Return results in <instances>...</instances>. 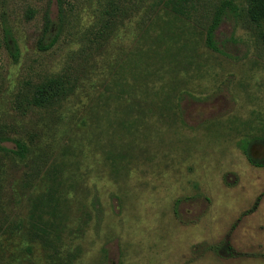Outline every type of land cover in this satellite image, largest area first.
<instances>
[{
    "label": "rangeland",
    "instance_id": "obj_1",
    "mask_svg": "<svg viewBox=\"0 0 264 264\" xmlns=\"http://www.w3.org/2000/svg\"><path fill=\"white\" fill-rule=\"evenodd\" d=\"M245 5L0 0V138L28 147L0 153V264H264V168L238 146L264 136V27ZM53 79L67 96L33 105ZM62 216L46 259L24 233Z\"/></svg>",
    "mask_w": 264,
    "mask_h": 264
},
{
    "label": "trees",
    "instance_id": "obj_2",
    "mask_svg": "<svg viewBox=\"0 0 264 264\" xmlns=\"http://www.w3.org/2000/svg\"><path fill=\"white\" fill-rule=\"evenodd\" d=\"M186 2V0H183ZM245 17L247 21L255 25L257 27H264V0H245ZM224 11H218L214 17L212 26L209 28L207 33V42L209 48L213 50H218L214 43V33L221 22ZM261 36L264 37V31L260 32ZM54 86V87H53ZM55 90V94L59 97L64 98L67 96L68 91L64 86V83L57 82L56 79L51 80L49 83H45L43 86L39 87L35 95L32 97V103L35 106L42 107L47 104L52 103L51 99V91ZM58 99H56L57 101ZM3 139L0 138V153L5 152L7 156L12 153L14 156L19 157L20 159L26 158L28 147L24 143L17 142L16 150L7 151L5 147L2 146ZM239 148L243 151L245 156L247 157L249 163L257 168H264V154L255 153L256 150H264V136H258L251 139H244L239 143ZM66 219L64 216L60 218V220L53 219L52 223L49 226L50 229L47 228H39L35 230H27L24 234L26 237L30 238L33 242H40L42 246L46 250V259H63L60 257L59 252L56 250L57 246L64 245L62 238V233L67 230H63L61 227L64 225ZM53 227H55V231H58L57 235L54 237L52 233L54 232ZM61 232V233H60ZM29 252L31 249H28ZM50 252V253H49ZM67 259H75V255L72 257H67ZM52 264H55L54 262ZM58 264V263H57Z\"/></svg>",
    "mask_w": 264,
    "mask_h": 264
}]
</instances>
